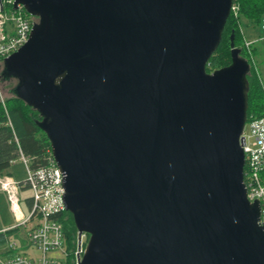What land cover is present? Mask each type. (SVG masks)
<instances>
[{
  "label": "water",
  "instance_id": "obj_1",
  "mask_svg": "<svg viewBox=\"0 0 264 264\" xmlns=\"http://www.w3.org/2000/svg\"><path fill=\"white\" fill-rule=\"evenodd\" d=\"M4 62L64 173L80 264H264L245 184L249 62L207 72L234 0H17Z\"/></svg>",
  "mask_w": 264,
  "mask_h": 264
},
{
  "label": "built area",
  "instance_id": "obj_2",
  "mask_svg": "<svg viewBox=\"0 0 264 264\" xmlns=\"http://www.w3.org/2000/svg\"><path fill=\"white\" fill-rule=\"evenodd\" d=\"M16 1L0 0V67L4 66L6 59L27 44L37 22L21 4L15 9ZM232 13L239 18L237 6L233 5ZM262 30L264 32V22ZM262 40L264 34L257 41H245L252 63L253 46ZM243 137L247 196L251 202L259 201L263 206L264 183L261 174L264 171V117L248 120ZM19 160L26 169L25 180L18 181L11 175L0 176V191L5 193L16 222L14 226L1 232L23 229L26 231L25 244L9 242L7 255L0 256V264H66L63 258L71 260L69 264H80L89 235L77 234L74 246L70 249L63 224L57 219V216L68 212L64 200V173L56 164L53 155L47 166L36 169L31 166L32 159L22 152ZM25 192H30V197L24 199ZM27 199L32 201L31 206L26 204ZM23 203L28 208V214L23 209ZM260 225L264 227V209Z\"/></svg>",
  "mask_w": 264,
  "mask_h": 264
},
{
  "label": "trees",
  "instance_id": "obj_3",
  "mask_svg": "<svg viewBox=\"0 0 264 264\" xmlns=\"http://www.w3.org/2000/svg\"><path fill=\"white\" fill-rule=\"evenodd\" d=\"M234 5L239 9V18H236L233 13L231 14L225 27L223 40L208 63L207 72L213 73L231 65V39L234 37L235 48L240 50L241 57L246 59L251 66V72L248 76L250 85L248 120L252 121L264 117V81L256 71L251 55L245 48L246 39L241 24L246 21L254 27L262 26L264 0H234ZM257 52V49L253 47V54L256 55ZM2 68L3 81L7 82L12 77L5 72L4 66ZM14 90L13 87L11 90L12 98L5 103L0 102V176L9 175L8 170L19 159L20 152L32 159L31 166L34 169L47 166L49 158L52 156L49 138L40 127L39 112L17 98ZM261 179L264 183V171L261 174ZM25 202L28 206L32 204L30 199ZM57 219L63 224L69 248L72 249L78 234L73 217L69 212H66L57 216Z\"/></svg>",
  "mask_w": 264,
  "mask_h": 264
},
{
  "label": "rangeland",
  "instance_id": "obj_4",
  "mask_svg": "<svg viewBox=\"0 0 264 264\" xmlns=\"http://www.w3.org/2000/svg\"><path fill=\"white\" fill-rule=\"evenodd\" d=\"M264 22V20H263ZM242 32L245 33L244 30V21L242 22ZM262 28V26H261ZM261 32V31H259ZM264 34V33H263ZM262 36V35H261ZM261 36L253 37L251 38H246L247 41H257L260 39ZM254 48L257 49V54H253V49H252V58H253V65L258 72V74L261 76V79L264 81V40L258 41L255 43L253 46ZM3 68L2 66L0 67V102L5 103L8 99L12 98L13 95L11 93L12 88L16 87L18 81L14 78L8 80L7 82L3 81ZM8 172L11 174L12 177H14L18 181H23L27 177L26 169L22 161L17 159L11 166V168L8 170ZM9 174V175H10ZM7 175V174H4ZM3 176V175H2ZM31 193L30 192H25L23 197L26 199L27 197H30ZM6 195L0 193V229L3 227H10L14 226L16 224L14 215L12 214L10 207H9V202L6 197ZM23 209L26 214H28V208L25 206V203L22 204ZM25 236H26V231L21 229L17 231H8V232H1L0 233V256L4 257L7 255L8 251V243L9 242H21L25 244ZM3 238V239H2ZM31 252V251H30ZM37 254V253H36ZM64 263H71V260H64L62 259Z\"/></svg>",
  "mask_w": 264,
  "mask_h": 264
},
{
  "label": "crops",
  "instance_id": "obj_5",
  "mask_svg": "<svg viewBox=\"0 0 264 264\" xmlns=\"http://www.w3.org/2000/svg\"><path fill=\"white\" fill-rule=\"evenodd\" d=\"M244 25H245L244 26V30H245L244 36L247 39L248 38H251L252 39L253 37L255 38L257 36H261L264 33L261 27H254L253 25L248 24L246 21H244ZM259 31H261V32H259ZM0 193L5 195V193L2 192V191H0ZM5 200H6V197H5ZM10 227H12V226H10ZM10 227H3L2 229H0V232L3 231V230L8 229Z\"/></svg>",
  "mask_w": 264,
  "mask_h": 264
},
{
  "label": "flooded vegetation",
  "instance_id": "obj_6",
  "mask_svg": "<svg viewBox=\"0 0 264 264\" xmlns=\"http://www.w3.org/2000/svg\"><path fill=\"white\" fill-rule=\"evenodd\" d=\"M38 20V19H37Z\"/></svg>",
  "mask_w": 264,
  "mask_h": 264
}]
</instances>
